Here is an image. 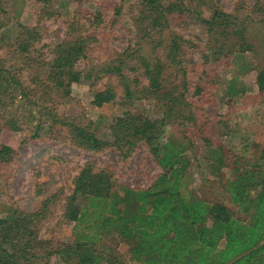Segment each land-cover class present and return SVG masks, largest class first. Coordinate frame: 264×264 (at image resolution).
<instances>
[{"label": "rangeland", "instance_id": "374dc122", "mask_svg": "<svg viewBox=\"0 0 264 264\" xmlns=\"http://www.w3.org/2000/svg\"><path fill=\"white\" fill-rule=\"evenodd\" d=\"M212 2L232 15L229 26L210 30L198 18L211 16ZM162 3L174 4L167 17L142 0H0V124L9 114L22 128L4 127L0 133V144L18 152L13 161L0 163V216L41 212L37 235L46 247L33 264H46L41 256L49 244L62 248L76 239L75 223L64 215L74 178L86 163L109 168L112 191L120 197L128 187L152 186L162 173L146 142L121 148L112 143L110 126L125 112L158 121L160 144L179 149L186 163L185 194L222 202L236 217L251 220L252 207L240 210L230 186L237 166H264V91L258 85L264 0ZM99 12L102 22L94 25ZM36 26L33 40L29 31ZM80 33L97 37L93 59L77 63L80 81L58 88L50 78L55 46ZM8 72L19 83L2 80ZM104 90L113 99L94 104L95 94ZM75 127L108 144L87 148ZM221 155L223 165L217 161ZM258 191L251 188V198ZM132 245L113 233L100 234L96 243L105 255L114 252L113 264H142L133 258ZM50 264L78 263L55 254Z\"/></svg>", "mask_w": 264, "mask_h": 264}, {"label": "trees", "instance_id": "16d2710c", "mask_svg": "<svg viewBox=\"0 0 264 264\" xmlns=\"http://www.w3.org/2000/svg\"><path fill=\"white\" fill-rule=\"evenodd\" d=\"M142 1L147 9L163 17L175 8L174 4L163 6V0ZM210 9L209 18L198 15L208 29L215 30L222 24L229 26L231 14L214 2ZM101 15L99 12L94 17V25L102 22ZM36 29L37 26L30 29L29 38L38 39L37 34L32 33ZM80 34L69 36L55 46L50 78L58 88L80 81L83 72L77 63L93 59L92 43L98 41L97 37ZM146 67L150 69V65ZM116 69L121 74V66ZM8 75L2 80L19 83L12 72ZM258 85L264 91V69L258 74ZM21 93L29 97L24 89ZM113 97L110 90L99 91L94 104L102 105ZM10 116L3 117L5 122L0 124V133L4 127L14 131L22 129L20 122ZM36 127L34 136L37 137L41 124ZM110 127L114 137L112 143L120 148L146 142L162 173L152 186L128 187L120 197L112 191L111 170L86 163L74 178V189L67 199L64 215L75 223L76 239L62 244V248H52L49 244L41 256L46 264H50L55 254L64 261L76 260L78 264L115 263L117 257L113 251L105 255L96 247L102 233H113L121 240L131 241V254L142 264H264L263 165L250 162L235 168L236 176L230 186L231 200L243 212L252 207L251 220L247 222L236 217L222 202L185 194V160L171 143L160 144L163 129L158 121L125 112ZM75 129L80 142L89 149L100 150L108 144L87 129ZM17 153L12 146L0 144V163L13 161ZM224 157L217 158L221 165L225 163ZM254 187L259 191L253 199L249 190ZM40 216L41 212L20 210L9 217L0 216V264H33L31 260L39 257V249L46 247V240L37 235Z\"/></svg>", "mask_w": 264, "mask_h": 264}]
</instances>
